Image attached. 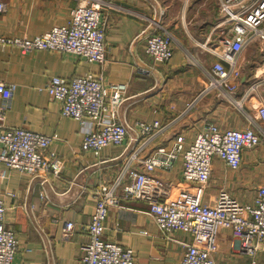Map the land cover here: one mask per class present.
Wrapping results in <instances>:
<instances>
[{
    "label": "crops",
    "instance_id": "obj_1",
    "mask_svg": "<svg viewBox=\"0 0 264 264\" xmlns=\"http://www.w3.org/2000/svg\"><path fill=\"white\" fill-rule=\"evenodd\" d=\"M0 35L34 37L53 26L68 23L70 11L82 0H1ZM102 9L105 28V60L90 62L69 52L48 49L21 51L0 43V81L13 82L14 94L4 123L55 133L48 147L60 157V171L42 176L0 166V198L6 207L5 221L17 237L11 264H79L81 245L87 241L86 224L94 208L92 191L107 185L120 170L128 143L110 144L98 156L81 147L83 129L77 119L62 115L60 103L41 89L52 75L70 79L86 72L101 76L105 86L107 110L103 117L130 125L137 120L165 121L180 113L195 94L209 82L208 70L217 59L208 47L219 49L227 35L218 0H109ZM173 36V55L167 62L154 61L146 50V37L162 33ZM243 54V52H242ZM235 95L247 92L254 81L262 80L243 103L245 110L230 103L218 91H210L197 105L157 139L145 154L158 146L169 149L178 134L184 146L206 122L221 129H243L249 125L247 113L255 114L264 101V68L243 65ZM251 66L253 68H251ZM148 70L142 73L140 68ZM110 82L126 83L125 98L118 105L109 102ZM1 102V97H0ZM233 106H232V105ZM134 133V132H133ZM142 168V167H141ZM151 174L169 186L166 198L174 200L186 191L192 200L211 204L220 191H226L241 204L254 203L257 189L264 185V141L244 148L238 168L229 167L213 156L208 180L204 184L182 177L181 155L167 168ZM127 182V180H124ZM108 208L103 237L132 247L135 264H179L193 242L191 233L159 229L148 215L146 200L123 197ZM74 228L68 237L61 233L63 222ZM216 264H264V242L253 256L239 249L230 229L216 227Z\"/></svg>",
    "mask_w": 264,
    "mask_h": 264
},
{
    "label": "built area",
    "instance_id": "obj_2",
    "mask_svg": "<svg viewBox=\"0 0 264 264\" xmlns=\"http://www.w3.org/2000/svg\"><path fill=\"white\" fill-rule=\"evenodd\" d=\"M218 1L228 29L219 49L208 47L217 57L208 70L209 82L180 113L165 121L137 120L132 126L124 121L104 118L103 113L107 110L105 86L101 76L91 72L70 79L52 75L41 87L60 103L62 115L78 120L83 129L81 147L84 150L98 156L110 144L128 143L120 170L107 185H100L92 191L94 208L90 221L84 227L88 238L81 245L79 264H135L132 247L103 237L108 208L119 202V187L123 197L148 202L147 213L159 229L166 232L183 230L192 234L194 240L186 244L187 252L179 264H216V227L230 229L237 237L240 251L249 256H253L258 244L264 242V185L257 189L252 204H241L223 190L213 203L208 204L190 199L186 191H181L177 199H167L169 186L151 174L157 167H169L178 155H181L182 177L186 181L204 184L210 174L213 156H218L233 169L238 168L242 150L264 141V101L259 103L255 114L246 112L249 125L243 129H221L213 122H206L187 147L184 146V135L178 134L169 149L161 145L153 153L145 154L212 89L245 110L243 103L247 95L262 82L261 79L254 81L247 92L240 97L235 95L243 50L253 41H264V0ZM110 5L109 0H82L71 9L68 23L53 26L34 37L0 35V43L16 45L21 51L48 49L69 52L90 62L103 63L105 28L102 9ZM4 9L0 0V11ZM162 29V33L147 35L146 50L154 61L167 62L173 55V36ZM140 71L148 72L143 67ZM15 87L13 82L0 81V166L40 175L43 183L48 172L56 173L62 167L60 157L48 151L49 145L58 137L55 133L47 134L4 123ZM107 87L109 102L121 103L125 98L126 83L110 82ZM5 212L4 201L0 198V264H11L18 241L14 230L6 224ZM73 228L74 223L65 220L62 235L68 237Z\"/></svg>",
    "mask_w": 264,
    "mask_h": 264
},
{
    "label": "rangeland",
    "instance_id": "obj_3",
    "mask_svg": "<svg viewBox=\"0 0 264 264\" xmlns=\"http://www.w3.org/2000/svg\"><path fill=\"white\" fill-rule=\"evenodd\" d=\"M241 62L243 65H246V68L249 66V64L264 68V41L258 39L248 44L243 50ZM252 66L251 68H253ZM261 75L264 76V69L259 71L258 76ZM212 91L215 90L212 89Z\"/></svg>",
    "mask_w": 264,
    "mask_h": 264
}]
</instances>
